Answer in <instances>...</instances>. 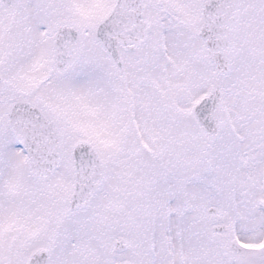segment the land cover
Returning <instances> with one entry per match:
<instances>
[{"label": "snow or ice", "instance_id": "6c2138e0", "mask_svg": "<svg viewBox=\"0 0 264 264\" xmlns=\"http://www.w3.org/2000/svg\"><path fill=\"white\" fill-rule=\"evenodd\" d=\"M0 264H264V0H0Z\"/></svg>", "mask_w": 264, "mask_h": 264}]
</instances>
